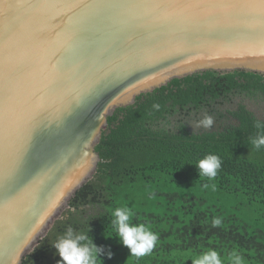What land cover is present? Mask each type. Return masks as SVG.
Instances as JSON below:
<instances>
[{
    "label": "water",
    "instance_id": "water-1",
    "mask_svg": "<svg viewBox=\"0 0 264 264\" xmlns=\"http://www.w3.org/2000/svg\"><path fill=\"white\" fill-rule=\"evenodd\" d=\"M206 71L264 76V0H0V264L93 177L116 109Z\"/></svg>",
    "mask_w": 264,
    "mask_h": 264
},
{
    "label": "trees",
    "instance_id": "trees-1",
    "mask_svg": "<svg viewBox=\"0 0 264 264\" xmlns=\"http://www.w3.org/2000/svg\"><path fill=\"white\" fill-rule=\"evenodd\" d=\"M222 84L264 94L261 74L206 71L173 79L116 109L95 146L100 161L93 177L21 264H57L62 258L53 244L69 226L87 232L103 249L99 264H192L208 249L218 251L224 264L234 250L245 264H264V147L251 144L264 134V121L258 128V120L242 118L238 131L200 140L153 128L171 106L198 102L205 92L217 96L214 87ZM207 154L222 161L214 180L199 177L195 165ZM122 206L133 208L134 223H146L158 234L151 255L131 256L116 237L111 213ZM215 217L222 218L218 227L212 225Z\"/></svg>",
    "mask_w": 264,
    "mask_h": 264
},
{
    "label": "clouds",
    "instance_id": "clouds-1",
    "mask_svg": "<svg viewBox=\"0 0 264 264\" xmlns=\"http://www.w3.org/2000/svg\"><path fill=\"white\" fill-rule=\"evenodd\" d=\"M153 108L158 110L160 105L154 104ZM195 126L211 128L213 118L205 114L200 120L196 121ZM261 126V122L257 121V127L260 128ZM251 144L256 149L264 147V134L253 138ZM195 165L199 177L214 180L222 166V161L218 155L207 154ZM203 187L208 188L209 185L204 184ZM211 188L214 191L215 184H212ZM149 198H155V194L151 193ZM111 214L113 216L111 223L117 233L116 237L129 248L130 255L136 258L151 255L159 240L158 234L151 230V226L146 223H134L133 217L136 213L133 208L128 206L117 207ZM221 224L222 218L220 217H215L212 221L213 227H218ZM53 246L62 258L57 264H99V260H101L100 253L103 251L101 247L93 242V238H90L87 232H77L71 226L67 227L64 234L57 239ZM111 255L112 253L109 252V258ZM191 260L192 264H224V259L214 249H208ZM227 260L229 264H245L242 255L235 250L228 255Z\"/></svg>",
    "mask_w": 264,
    "mask_h": 264
},
{
    "label": "flooded vegetation",
    "instance_id": "flooded-vegetation-1",
    "mask_svg": "<svg viewBox=\"0 0 264 264\" xmlns=\"http://www.w3.org/2000/svg\"><path fill=\"white\" fill-rule=\"evenodd\" d=\"M214 90L218 93L217 96L205 92L198 97V102L190 100L182 106L177 104L171 106L168 113L154 119L153 128L173 134H180L183 131L187 136L193 137V140H200L210 139L209 136L212 135L219 137L238 131L242 118L264 121L263 93L240 90L226 84L215 86ZM170 105L172 102H169ZM205 114L213 118V126L196 127V121Z\"/></svg>",
    "mask_w": 264,
    "mask_h": 264
}]
</instances>
